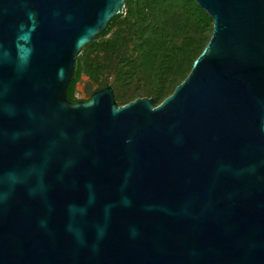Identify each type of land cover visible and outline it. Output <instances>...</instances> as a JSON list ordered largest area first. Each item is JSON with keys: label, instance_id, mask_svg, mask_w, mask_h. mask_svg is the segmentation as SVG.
<instances>
[{"label": "water", "instance_id": "water-1", "mask_svg": "<svg viewBox=\"0 0 264 264\" xmlns=\"http://www.w3.org/2000/svg\"><path fill=\"white\" fill-rule=\"evenodd\" d=\"M194 1L189 73L117 105L67 87L124 0H0V264H264V0Z\"/></svg>", "mask_w": 264, "mask_h": 264}, {"label": "trees", "instance_id": "trees-1", "mask_svg": "<svg viewBox=\"0 0 264 264\" xmlns=\"http://www.w3.org/2000/svg\"><path fill=\"white\" fill-rule=\"evenodd\" d=\"M124 3V11L77 56L69 100H79L75 88L86 75L88 98L111 85L117 105L137 97H151L157 105L186 77L211 36L213 19L194 0Z\"/></svg>", "mask_w": 264, "mask_h": 264}, {"label": "rangeland", "instance_id": "rangeland-1", "mask_svg": "<svg viewBox=\"0 0 264 264\" xmlns=\"http://www.w3.org/2000/svg\"><path fill=\"white\" fill-rule=\"evenodd\" d=\"M88 82V77L86 75H82L81 81L76 85L75 88V97L78 99H87L88 93L86 91V84ZM96 86L93 85V88Z\"/></svg>", "mask_w": 264, "mask_h": 264}, {"label": "clouds", "instance_id": "clouds-1", "mask_svg": "<svg viewBox=\"0 0 264 264\" xmlns=\"http://www.w3.org/2000/svg\"><path fill=\"white\" fill-rule=\"evenodd\" d=\"M32 14H30V16H31ZM21 27H23V26H21Z\"/></svg>", "mask_w": 264, "mask_h": 264}]
</instances>
